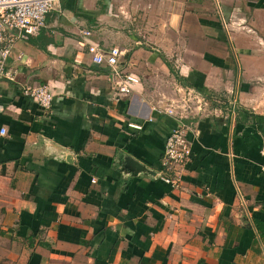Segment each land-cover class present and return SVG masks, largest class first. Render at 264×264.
<instances>
[{
  "label": "crops",
  "instance_id": "obj_1",
  "mask_svg": "<svg viewBox=\"0 0 264 264\" xmlns=\"http://www.w3.org/2000/svg\"><path fill=\"white\" fill-rule=\"evenodd\" d=\"M88 44L119 49L128 94ZM6 68L0 264H264V0H59Z\"/></svg>",
  "mask_w": 264,
  "mask_h": 264
},
{
  "label": "built area",
  "instance_id": "obj_2",
  "mask_svg": "<svg viewBox=\"0 0 264 264\" xmlns=\"http://www.w3.org/2000/svg\"><path fill=\"white\" fill-rule=\"evenodd\" d=\"M57 1L59 0H0V80L3 78L13 80L6 68V60L15 43L38 33L45 25L46 15L53 9ZM83 33L87 35L89 32L86 30ZM86 49L94 63L108 67V76L115 93L118 95L128 94L138 78L128 73L123 67L119 49L112 47L102 51L98 46L92 44H88ZM23 90L42 107L50 106L52 94L47 85L27 86ZM130 125L138 127L132 123ZM185 129H187V125L169 132L161 156V177L172 187L178 185L177 170L189 161L191 156ZM5 134L6 128L0 126V135ZM261 153L264 156V144Z\"/></svg>",
  "mask_w": 264,
  "mask_h": 264
},
{
  "label": "rangeland",
  "instance_id": "obj_3",
  "mask_svg": "<svg viewBox=\"0 0 264 264\" xmlns=\"http://www.w3.org/2000/svg\"><path fill=\"white\" fill-rule=\"evenodd\" d=\"M205 101L204 100H201L199 99V97H195L194 94H191V93H185L184 94V107H185V110H190L191 107L196 108L198 107V111H202L204 110V103Z\"/></svg>",
  "mask_w": 264,
  "mask_h": 264
}]
</instances>
